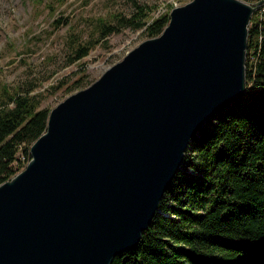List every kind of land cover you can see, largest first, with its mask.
<instances>
[{
  "label": "water",
  "instance_id": "water-1",
  "mask_svg": "<svg viewBox=\"0 0 264 264\" xmlns=\"http://www.w3.org/2000/svg\"><path fill=\"white\" fill-rule=\"evenodd\" d=\"M245 0L176 6L90 86L50 110L0 184V264H112L134 250L191 139L248 90Z\"/></svg>",
  "mask_w": 264,
  "mask_h": 264
},
{
  "label": "trees",
  "instance_id": "trees-1",
  "mask_svg": "<svg viewBox=\"0 0 264 264\" xmlns=\"http://www.w3.org/2000/svg\"><path fill=\"white\" fill-rule=\"evenodd\" d=\"M139 8L126 23L144 28L149 38L161 34L169 13L146 20ZM99 26L103 38L120 30L106 21ZM90 49L80 46L74 59ZM246 66V95L191 139L138 246L112 264H264V13L250 25ZM6 92L0 100V184L29 162L51 110L41 108L30 89Z\"/></svg>",
  "mask_w": 264,
  "mask_h": 264
},
{
  "label": "rangeland",
  "instance_id": "rangeland-1",
  "mask_svg": "<svg viewBox=\"0 0 264 264\" xmlns=\"http://www.w3.org/2000/svg\"><path fill=\"white\" fill-rule=\"evenodd\" d=\"M190 1L0 0V100L6 91L30 89L41 108H54L149 38L144 28L128 25L125 18H133L142 7L150 20ZM248 3L258 6L252 23L262 17L264 0ZM58 19L63 21L59 27ZM102 21L120 30L103 38ZM87 45L89 54L75 60L76 50Z\"/></svg>",
  "mask_w": 264,
  "mask_h": 264
}]
</instances>
